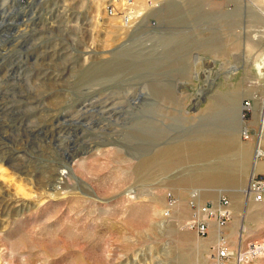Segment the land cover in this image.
Here are the masks:
<instances>
[{
	"label": "rangeland",
	"instance_id": "rangeland-1",
	"mask_svg": "<svg viewBox=\"0 0 264 264\" xmlns=\"http://www.w3.org/2000/svg\"><path fill=\"white\" fill-rule=\"evenodd\" d=\"M252 176L260 0H0V264H264Z\"/></svg>",
	"mask_w": 264,
	"mask_h": 264
},
{
	"label": "built area",
	"instance_id": "built-area-1",
	"mask_svg": "<svg viewBox=\"0 0 264 264\" xmlns=\"http://www.w3.org/2000/svg\"><path fill=\"white\" fill-rule=\"evenodd\" d=\"M251 196L253 198V200L255 202H260V203H264V177H254L252 176L251 177ZM221 204L227 206L230 202L229 200H227L225 197H223L221 200H220ZM206 209H209L208 210V213L211 214L212 212H210V207H206ZM224 214H227L226 211L225 212H222ZM226 217H228V215H226ZM207 223L206 222H201L198 226V231L201 233V234H205L206 231H207ZM253 247V248H252ZM251 253L253 255H259V254H263L264 252V242L262 243H258L257 246H255V244L251 245V249H250ZM229 255V252L227 250L226 247H222V248H219L216 252V256L218 258H226L228 257Z\"/></svg>",
	"mask_w": 264,
	"mask_h": 264
},
{
	"label": "crops",
	"instance_id": "crops-1",
	"mask_svg": "<svg viewBox=\"0 0 264 264\" xmlns=\"http://www.w3.org/2000/svg\"><path fill=\"white\" fill-rule=\"evenodd\" d=\"M262 15H264V2L262 1V0H260V17H262ZM263 35H262V33H261V30H260V38L262 37ZM257 175H259V174H257ZM253 200V199H252ZM259 204V206H260V202L258 203ZM260 209V208H259ZM252 242H250V244H251ZM226 247L229 249V246L227 245V243H226ZM236 255V251H234V253L232 254V256H235ZM219 259V258H218ZM256 264H260L259 262L258 263H256Z\"/></svg>",
	"mask_w": 264,
	"mask_h": 264
},
{
	"label": "bare ground",
	"instance_id": "bare-ground-1",
	"mask_svg": "<svg viewBox=\"0 0 264 264\" xmlns=\"http://www.w3.org/2000/svg\"><path fill=\"white\" fill-rule=\"evenodd\" d=\"M260 62H262V61H260ZM259 68V67H258ZM263 154V152L261 151V153H260V155H262ZM250 188H251V182H250ZM251 191V190H250ZM230 204V203H229ZM228 204V205H229ZM208 210L209 209H206V207L203 209V211L205 212L204 213V216L206 217V214L208 213ZM262 243V242H261ZM256 244H258V243H256ZM256 244H255V246H256ZM227 250H228V248H227ZM229 252V251H228ZM264 253V252H263ZM241 255H243V254H241ZM241 260H242V256H241V258H240V260H238L239 261V263L241 262Z\"/></svg>",
	"mask_w": 264,
	"mask_h": 264
},
{
	"label": "water",
	"instance_id": "water-1",
	"mask_svg": "<svg viewBox=\"0 0 264 264\" xmlns=\"http://www.w3.org/2000/svg\"><path fill=\"white\" fill-rule=\"evenodd\" d=\"M242 109H243V107H242ZM243 117H244V115L241 113V118H243ZM241 118H240V121H241ZM240 121H238V123H240Z\"/></svg>",
	"mask_w": 264,
	"mask_h": 264
}]
</instances>
